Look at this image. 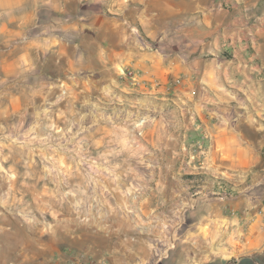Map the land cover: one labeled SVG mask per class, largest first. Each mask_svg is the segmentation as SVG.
Segmentation results:
<instances>
[{
    "label": "rangeland",
    "instance_id": "1",
    "mask_svg": "<svg viewBox=\"0 0 264 264\" xmlns=\"http://www.w3.org/2000/svg\"><path fill=\"white\" fill-rule=\"evenodd\" d=\"M217 7V40L202 54L210 69L219 71L209 97L214 100L216 90L232 102L216 98L214 105L222 101L218 106L249 107L256 113L263 105H250L254 92L248 87L247 93L241 81L264 79V0H217ZM111 12L105 15L113 17ZM71 42L75 66L65 76L59 67L52 77L44 76L34 65L42 60L37 44L26 43L21 74L5 82L0 77L1 257L14 245L4 244L2 235H16L39 237L48 246L53 241L51 246L66 255L60 264L80 254L97 264L86 251L88 241L120 242L117 251H123L124 243L135 244L136 238H145L153 248L160 238L187 236L171 250L175 254L181 246L194 258L197 223L208 218L214 201L224 203V189L240 188L241 172L220 168L210 138L193 129L201 126L198 105L194 90H177L182 78L146 81L121 60L114 68L106 61L103 68L96 59L100 35L91 30L83 37L73 35ZM188 49L179 56L196 61L198 53ZM81 52L87 60L79 58ZM228 65L239 71L225 79L222 71ZM197 112L204 120L206 108ZM208 119L215 121L212 115ZM249 120L262 122L257 115L249 114ZM256 170L244 172L249 186L256 183ZM202 235L207 245V227ZM212 261L196 260L216 264ZM253 261L264 264V248Z\"/></svg>",
    "mask_w": 264,
    "mask_h": 264
},
{
    "label": "crops",
    "instance_id": "2",
    "mask_svg": "<svg viewBox=\"0 0 264 264\" xmlns=\"http://www.w3.org/2000/svg\"><path fill=\"white\" fill-rule=\"evenodd\" d=\"M107 9L112 10L113 17L105 15ZM219 10L217 0H0V77L4 82L20 75L21 69L26 67V52H29L25 50L26 43L27 47L30 43L37 44L42 60H34V65L44 76L52 77L58 67L65 70V76L66 71L75 66L76 49L72 47L71 37H83L91 30L100 35L96 59L103 68L108 67V63L114 68V62L121 60L122 65L134 69L146 81L154 78L166 83L182 78L177 90H194L192 98L198 105L195 113L201 126L194 125L193 129L210 138L220 168L241 172L240 188L235 192L224 189L227 193L224 203L214 201L208 218L197 223L198 231L192 238L194 258L181 251V246L175 254L171 250L175 241H184L187 236L160 238L159 245L153 248L145 238H136L135 244L124 243L123 251H117L121 250L117 246L120 242H113L111 246L106 241L97 244L88 241L86 251L94 255L97 264H145L152 256L155 257L153 264H183L186 259L187 264H203L196 260L207 259H215L212 262L216 264H257L253 257L264 248V220L257 214L264 207V79L252 83L241 81L247 93L248 87L254 92L249 94L253 100L250 105L254 102L263 105L255 108L256 113L249 107L238 110L229 104L218 106L219 102L232 100L216 90L214 100L210 99V88L216 84L219 71L210 69L202 54L217 40L213 34L217 33ZM183 29L187 31L182 32ZM126 36H129L128 41ZM188 48L198 53L196 61L187 62V56H179ZM79 58L85 61L88 56L81 52ZM238 71L228 65L222 74L227 79ZM216 98L222 101L214 105ZM201 107L206 108L202 114L204 120L197 112ZM207 114L214 116L215 121L210 122ZM249 114L257 115L261 124H252ZM254 166L256 183L249 186L248 174L244 172ZM204 227L209 233L207 245L202 235ZM8 236L2 235L1 238H6L4 244L14 242V245L7 248L4 258L0 255V264H60L62 256H66L52 247L53 241L48 246L39 237ZM222 241L230 246H222ZM61 264L69 263L63 259Z\"/></svg>",
    "mask_w": 264,
    "mask_h": 264
},
{
    "label": "built area",
    "instance_id": "3",
    "mask_svg": "<svg viewBox=\"0 0 264 264\" xmlns=\"http://www.w3.org/2000/svg\"><path fill=\"white\" fill-rule=\"evenodd\" d=\"M257 214L264 220V207L257 211ZM85 262L87 264H91L92 262L89 261V257L84 254L76 255L74 258L69 260V264H81L80 262Z\"/></svg>",
    "mask_w": 264,
    "mask_h": 264
},
{
    "label": "bare ground",
    "instance_id": "4",
    "mask_svg": "<svg viewBox=\"0 0 264 264\" xmlns=\"http://www.w3.org/2000/svg\"><path fill=\"white\" fill-rule=\"evenodd\" d=\"M121 69V68H120ZM121 71H122V69H121ZM192 87V86H191ZM162 118V117H161ZM143 123H145V122H139L138 124L141 126ZM143 127V126H142ZM155 133V132H154ZM161 141V140H160ZM219 143V142H218ZM211 146V145H210ZM251 151V150H250Z\"/></svg>",
    "mask_w": 264,
    "mask_h": 264
}]
</instances>
